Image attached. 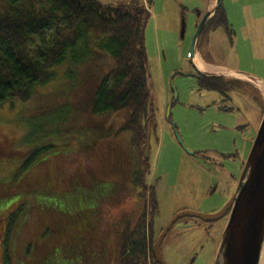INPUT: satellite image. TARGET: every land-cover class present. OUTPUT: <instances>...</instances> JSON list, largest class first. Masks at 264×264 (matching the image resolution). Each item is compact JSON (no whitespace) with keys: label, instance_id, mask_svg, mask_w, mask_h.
<instances>
[{"label":"trees","instance_id":"obj_1","mask_svg":"<svg viewBox=\"0 0 264 264\" xmlns=\"http://www.w3.org/2000/svg\"><path fill=\"white\" fill-rule=\"evenodd\" d=\"M146 6L148 0H0V105L24 104L29 119L58 114L60 134L100 133L65 153L53 145L8 151V140L0 147V155L20 162L0 191L3 202L17 197L0 208L2 264H157L156 204L145 180L156 129ZM214 19L226 22L220 8L207 21ZM65 61V91L36 93ZM105 182L113 187L97 191Z\"/></svg>","mask_w":264,"mask_h":264},{"label":"rangeland","instance_id":"obj_2","mask_svg":"<svg viewBox=\"0 0 264 264\" xmlns=\"http://www.w3.org/2000/svg\"><path fill=\"white\" fill-rule=\"evenodd\" d=\"M96 1L107 4L128 0ZM212 2L148 0L150 15L144 25V48L156 129L149 139V173L145 180L152 186L156 204L151 216L155 240L176 214H215L231 200L264 112L263 95L253 82H264V0H222L226 22L207 21L192 44L197 24ZM192 48L205 61L243 74L249 80L215 78L199 72L190 56ZM52 72L53 78L37 85L36 93L47 97L65 91L67 61ZM171 84L177 93L174 101ZM23 111L21 103L0 105V147L8 140L13 145L8 151L53 145L65 153L100 136L99 132L86 130L60 134L58 114L29 119ZM19 163L0 155L1 192L11 183ZM103 187L111 188L113 184L105 182L96 190ZM16 198L6 202L0 199V208ZM128 199L125 196L124 200ZM227 219L228 212L213 221L190 215L177 218L160 243L162 264H214ZM3 227L1 221L0 264Z\"/></svg>","mask_w":264,"mask_h":264},{"label":"water","instance_id":"obj_3","mask_svg":"<svg viewBox=\"0 0 264 264\" xmlns=\"http://www.w3.org/2000/svg\"><path fill=\"white\" fill-rule=\"evenodd\" d=\"M220 8L222 0H215L212 10H208L197 24L192 36V44L203 29L208 18ZM193 47V45H192ZM194 57L193 48L190 51ZM173 101L177 98L171 84ZM170 107L166 109L169 115ZM178 143L183 146L179 136ZM147 153H145V156ZM228 212V219L223 229L214 264H259L264 241V112L255 138L242 166L234 196L222 210L215 214L204 215L189 211L176 214L161 230L152 245V257L157 264H162L160 243L173 223L182 215L198 217L204 221H213Z\"/></svg>","mask_w":264,"mask_h":264},{"label":"crops","instance_id":"obj_4","mask_svg":"<svg viewBox=\"0 0 264 264\" xmlns=\"http://www.w3.org/2000/svg\"><path fill=\"white\" fill-rule=\"evenodd\" d=\"M214 0L213 2L208 6V9L209 10H212L213 7H214ZM192 62L195 66V68L203 73V74H206V75H210V77H215V78H232V79H236V78H239V79H244V80H249V78L243 74H240V73H237V72H234L232 70H228L226 69L224 66H221V65H217V64H214V63H211V62H207L205 61L198 52H196L194 54V57L192 59ZM200 64L202 66V69H199L197 64ZM253 82H255V86H258L260 88V90H258L260 92V94L263 95V98H264V82L262 80H254ZM263 108H264V104H263Z\"/></svg>","mask_w":264,"mask_h":264},{"label":"bare ground","instance_id":"obj_5","mask_svg":"<svg viewBox=\"0 0 264 264\" xmlns=\"http://www.w3.org/2000/svg\"><path fill=\"white\" fill-rule=\"evenodd\" d=\"M197 66H198L199 69H202V66L199 63L197 64ZM263 91H264V89H263ZM259 264H264V241H263V245H262V248H261Z\"/></svg>","mask_w":264,"mask_h":264},{"label":"flooded vegetation","instance_id":"obj_6","mask_svg":"<svg viewBox=\"0 0 264 264\" xmlns=\"http://www.w3.org/2000/svg\"><path fill=\"white\" fill-rule=\"evenodd\" d=\"M213 14H214V13H213ZM213 14H212V15H213ZM212 15H211V16H212ZM210 18H211V17H210ZM145 157H148V156L146 155Z\"/></svg>","mask_w":264,"mask_h":264}]
</instances>
